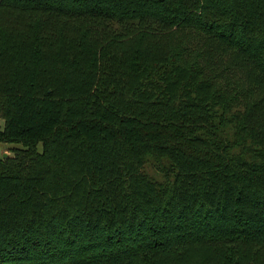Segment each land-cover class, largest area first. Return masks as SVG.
Listing matches in <instances>:
<instances>
[{
	"label": "trees",
	"instance_id": "16d2710c",
	"mask_svg": "<svg viewBox=\"0 0 264 264\" xmlns=\"http://www.w3.org/2000/svg\"><path fill=\"white\" fill-rule=\"evenodd\" d=\"M0 264H264V0H0Z\"/></svg>",
	"mask_w": 264,
	"mask_h": 264
},
{
	"label": "rangeland",
	"instance_id": "374dc122",
	"mask_svg": "<svg viewBox=\"0 0 264 264\" xmlns=\"http://www.w3.org/2000/svg\"><path fill=\"white\" fill-rule=\"evenodd\" d=\"M0 127H2V119L0 118ZM12 145H19L17 143H5L0 141V153H3V155H7L8 153H11L10 146Z\"/></svg>",
	"mask_w": 264,
	"mask_h": 264
}]
</instances>
